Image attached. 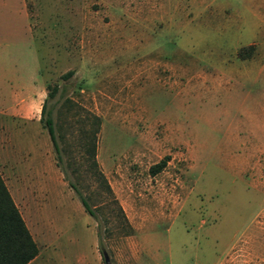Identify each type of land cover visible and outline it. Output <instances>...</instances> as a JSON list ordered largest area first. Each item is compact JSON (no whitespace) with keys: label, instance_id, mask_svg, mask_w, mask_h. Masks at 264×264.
Here are the masks:
<instances>
[{"label":"rangeland","instance_id":"rangeland-1","mask_svg":"<svg viewBox=\"0 0 264 264\" xmlns=\"http://www.w3.org/2000/svg\"><path fill=\"white\" fill-rule=\"evenodd\" d=\"M25 2L0 0V99L32 94L0 112V172L34 264H264V0ZM48 84L55 118L72 101L61 165L97 219L39 120Z\"/></svg>","mask_w":264,"mask_h":264},{"label":"trees","instance_id":"trees-1","mask_svg":"<svg viewBox=\"0 0 264 264\" xmlns=\"http://www.w3.org/2000/svg\"><path fill=\"white\" fill-rule=\"evenodd\" d=\"M73 74L72 70L67 71L62 75V78H68ZM59 91L57 84H48L46 86V96L43 100L40 111V122L47 130L55 153L56 164L61 169L64 180L74 191L84 210L97 219V216L89 203L88 198L83 194L79 187L70 181L66 175L64 168L61 165L63 153H67L69 143L67 141V130L65 126L69 115L72 116V101L66 97L63 101L65 111L59 110L57 117L53 116V106L48 107V100L55 97ZM58 103V101H56ZM85 116L82 123L89 122V127L82 125L79 128L80 145L88 156L90 167L94 169L95 174L100 178L105 190L112 194L111 187L100 170L96 160L97 137L101 129V117L95 113L85 110ZM166 163V158L160 160L154 166L152 171H159ZM117 203V201H116ZM118 210L122 214L125 222L126 217L118 205ZM38 246L34 240L24 218L21 215L17 205L15 204L12 195L0 172V264H27L34 259L38 254Z\"/></svg>","mask_w":264,"mask_h":264},{"label":"crops","instance_id":"crops-1","mask_svg":"<svg viewBox=\"0 0 264 264\" xmlns=\"http://www.w3.org/2000/svg\"><path fill=\"white\" fill-rule=\"evenodd\" d=\"M1 1H5V0H1ZM7 1H9V0H7ZM17 1H18L19 6H20V8H19L20 11L25 16L29 17L28 8H27L25 0H17ZM38 89H39V87H38ZM20 90H21V92L14 91L12 93L14 97L9 104L5 103L2 99H0V112H8V113H12V114H15V113L21 114L20 112H22L24 110V108L27 105L28 101L30 100V97L32 96V94H28L25 92L26 87H21ZM34 95H35V93L33 94V96ZM18 116H21V115H18ZM21 118H23V117H21ZM33 188H34V185L31 186V189L29 188L28 185H26L24 190L28 191L30 189L29 191L33 192L34 191ZM12 198H13L15 204L17 205L13 196H12ZM38 250H39V248H38ZM39 254H40V251L38 252L37 256L34 259H32L30 262H28L27 264H34V262L36 261V258L38 257Z\"/></svg>","mask_w":264,"mask_h":264},{"label":"water","instance_id":"water-1","mask_svg":"<svg viewBox=\"0 0 264 264\" xmlns=\"http://www.w3.org/2000/svg\"><path fill=\"white\" fill-rule=\"evenodd\" d=\"M101 253H102V257H103V261H104V263H105V264H111V263H110L109 255H108V253L106 252V250L101 249Z\"/></svg>","mask_w":264,"mask_h":264}]
</instances>
